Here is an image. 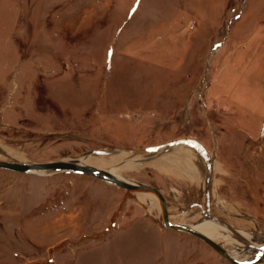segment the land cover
<instances>
[{"label": "rangeland", "instance_id": "rangeland-1", "mask_svg": "<svg viewBox=\"0 0 264 264\" xmlns=\"http://www.w3.org/2000/svg\"><path fill=\"white\" fill-rule=\"evenodd\" d=\"M87 156L264 240V0H0V160ZM159 205L0 168V264H229Z\"/></svg>", "mask_w": 264, "mask_h": 264}, {"label": "water", "instance_id": "water-1", "mask_svg": "<svg viewBox=\"0 0 264 264\" xmlns=\"http://www.w3.org/2000/svg\"><path fill=\"white\" fill-rule=\"evenodd\" d=\"M179 143H193L199 146V148L203 151L207 163L209 165V172L207 177V182H208L211 160L208 157V153L205 150V148L201 146L199 143H197L195 140L189 138L183 139L181 141L176 140L161 145V147L167 148V147L175 146ZM155 148L156 147H148L146 149L136 150V152L149 153L154 151ZM0 168L12 170L24 174H35L44 171L83 174L113 184L132 194L152 192L157 196L159 203L161 205L162 227L164 229H171V230L184 232L200 239L205 244H207L211 249H213L217 254H219L229 264H264V248L249 243L248 245L250 246V248L254 252L258 253V257L250 262H239L236 261L219 242H217L215 239L208 236L207 234L199 232L187 225L172 223L169 220L168 201L165 198L164 194L161 192V190L153 185L141 184L138 182H134L132 180H128L109 170L88 165L86 163L81 162L78 159L61 158L58 160H53L48 162H14V161L0 160ZM207 214L209 217L212 218V216L209 213Z\"/></svg>", "mask_w": 264, "mask_h": 264}, {"label": "bare ground", "instance_id": "bare-ground-1", "mask_svg": "<svg viewBox=\"0 0 264 264\" xmlns=\"http://www.w3.org/2000/svg\"><path fill=\"white\" fill-rule=\"evenodd\" d=\"M187 144L196 145L193 143H187ZM176 146L177 145L172 146V147H176ZM156 150L157 149L155 148V150L152 152L154 153ZM163 150L164 149H160V150H158V152H161ZM96 153L99 154L100 152H96ZM138 154H143V153H138ZM89 157L90 156H87L86 158L81 159L80 161L89 165V163H88ZM208 157H210V156H208ZM112 172L115 173V171H112ZM52 173L58 174V173H64V172L44 171V172L35 173V175H51ZM210 174H211V168H210ZM111 185H113V184H111ZM113 186H115V185H113ZM144 194H148V196L154 197L159 203V200L154 193L147 192ZM139 200L143 201L144 199L141 197ZM159 206H161V205H159ZM217 226H219L220 228ZM189 227H191V228H193L199 232L207 234L208 236L212 237L216 241L217 240L218 241L219 240L225 241V243H227L230 246L229 249H226V250L236 261H239V262H250V261H253L254 259H256L258 257V253L254 252L250 248V246L248 245L249 243L256 245L258 247L264 248V240L263 239L255 240L254 235H252L250 233H246V232L240 233V231L233 229L232 227L228 226L227 224H225L224 222H221L218 219L212 220L211 217H209V216L204 221H201L197 225L189 226ZM222 229L225 231H228V232L225 233L222 231ZM237 242H239V243L241 242L243 244L242 249L238 250Z\"/></svg>", "mask_w": 264, "mask_h": 264}]
</instances>
